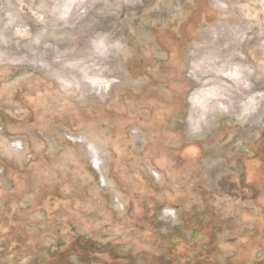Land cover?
<instances>
[{"label":"rangeland","instance_id":"rangeland-1","mask_svg":"<svg viewBox=\"0 0 264 264\" xmlns=\"http://www.w3.org/2000/svg\"><path fill=\"white\" fill-rule=\"evenodd\" d=\"M0 126V264H264V0H0Z\"/></svg>","mask_w":264,"mask_h":264},{"label":"built area","instance_id":"built-area-1","mask_svg":"<svg viewBox=\"0 0 264 264\" xmlns=\"http://www.w3.org/2000/svg\"><path fill=\"white\" fill-rule=\"evenodd\" d=\"M2 130L1 126H0V131ZM11 146L14 148V149H17V150H22V144L19 140H15V141H11ZM94 153H95V150H94ZM96 156V155H95ZM96 161V160H95ZM98 164V162L96 161L94 163V165Z\"/></svg>","mask_w":264,"mask_h":264},{"label":"flooded vegetation","instance_id":"flooded-vegetation-1","mask_svg":"<svg viewBox=\"0 0 264 264\" xmlns=\"http://www.w3.org/2000/svg\"><path fill=\"white\" fill-rule=\"evenodd\" d=\"M240 150L248 152V148H241ZM166 215L173 217L175 215V212L173 209H168L166 210Z\"/></svg>","mask_w":264,"mask_h":264},{"label":"bare ground","instance_id":"bare-ground-1","mask_svg":"<svg viewBox=\"0 0 264 264\" xmlns=\"http://www.w3.org/2000/svg\"><path fill=\"white\" fill-rule=\"evenodd\" d=\"M78 142H82L83 141V139H81V140H77Z\"/></svg>","mask_w":264,"mask_h":264}]
</instances>
